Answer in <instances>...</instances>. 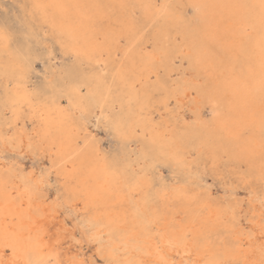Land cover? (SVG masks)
I'll return each instance as SVG.
<instances>
[{"label":"bare ground","instance_id":"obj_1","mask_svg":"<svg viewBox=\"0 0 264 264\" xmlns=\"http://www.w3.org/2000/svg\"><path fill=\"white\" fill-rule=\"evenodd\" d=\"M34 2L66 47L91 62L111 65L114 85L121 89L128 111L126 120L121 115L111 120L119 134L134 136L139 128L154 152L169 160L185 159L189 148L214 160L226 158L244 168L240 170L244 180L261 181L264 186V0ZM148 26L151 49L144 35ZM6 42L0 32V43ZM179 56L187 71L173 78ZM15 93L18 113L26 97L23 91ZM170 98L181 108L188 106L192 120H182L181 125L168 119L156 122V103L167 106ZM40 117L39 132L54 148L58 172L72 180L65 183L68 195L90 210L95 238L107 234L104 255L115 259V264H261L264 260L261 213L250 226L256 229L251 233L241 226L235 210L208 198L201 200L197 212L189 208L187 217H178L177 209L193 199L186 187L163 194L160 210L143 195L133 201L136 188L108 166L98 145L83 135L73 111L54 103L42 107ZM37 182L41 180L30 178L14 194L6 181H0V264H90L75 248L66 247L59 210L35 194ZM147 185L142 178V186Z\"/></svg>","mask_w":264,"mask_h":264},{"label":"rangeland","instance_id":"obj_2","mask_svg":"<svg viewBox=\"0 0 264 264\" xmlns=\"http://www.w3.org/2000/svg\"><path fill=\"white\" fill-rule=\"evenodd\" d=\"M191 12L192 8L188 6L187 13ZM150 31L151 26L146 27L144 31L148 38V49H151L152 45ZM0 32L7 38L5 44L0 43V49H4L0 52V107L4 110L2 112L0 109V181H6L12 188L11 191L17 194L19 187L30 178L41 180L33 185L35 194L58 208L59 216L61 215L65 225L63 240L66 247L75 248L90 264L117 262L104 255L106 248L102 244L107 234L102 232L98 239L95 238L96 222L90 217V210L83 209L84 205L80 200H72L68 195L65 183L72 180L58 172L59 164L54 160V148L44 142L40 135L41 108L54 103L74 112L82 126L83 135L98 145L108 166L129 184L134 185L136 189L132 192L133 201L143 195L150 204L160 210L163 194L167 196L178 187H186L193 199L184 209H177L178 217H187L189 208L197 212L201 209V200L208 198L214 203L235 210L239 223L246 230L251 233L256 230L250 226H255L254 221L258 213H261L264 219L263 183L244 180L240 174V170L244 168L239 169L229 164L226 158L214 160L193 148L186 151V158L183 160L160 157L139 128L134 136L125 137L119 134L111 120L118 115L126 120L128 111L121 89L114 85L111 65L101 61L91 62L66 47L61 35L38 13L34 0H0ZM3 56L8 57L6 60L9 61ZM117 57H121V51L117 52ZM186 65L181 56L175 58L176 70L172 72V77L186 73ZM15 90L23 91L26 97L18 113ZM66 91L67 93H64ZM83 94L85 97L88 95L85 98ZM100 96H105L103 102L99 100ZM77 103L80 104L77 106ZM205 114H209L207 109ZM192 115L188 106L181 108L180 103L170 98L167 106L156 103L153 118L156 122L168 119L181 125L182 120H192ZM170 161L172 162L169 163ZM142 178L148 183L145 188L142 186ZM72 231L76 232V235ZM117 251L123 254L121 248ZM6 252L10 255L9 248ZM227 264L233 262L229 261Z\"/></svg>","mask_w":264,"mask_h":264},{"label":"snow or ice","instance_id":"obj_3","mask_svg":"<svg viewBox=\"0 0 264 264\" xmlns=\"http://www.w3.org/2000/svg\"><path fill=\"white\" fill-rule=\"evenodd\" d=\"M262 7H264V2H262ZM261 264H264V260L261 261Z\"/></svg>","mask_w":264,"mask_h":264}]
</instances>
